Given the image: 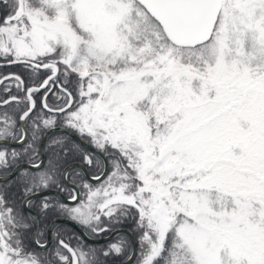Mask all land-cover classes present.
Masks as SVG:
<instances>
[{
  "label": "snow or ice",
  "instance_id": "obj_1",
  "mask_svg": "<svg viewBox=\"0 0 264 264\" xmlns=\"http://www.w3.org/2000/svg\"><path fill=\"white\" fill-rule=\"evenodd\" d=\"M0 56L50 70L41 87L57 72L76 76L62 107L44 102L52 115L35 117L24 154L35 157L41 125L59 117L112 157L103 182L70 193L75 206L46 199L42 211L97 234L108 230L102 217L132 216L137 264H264V0H0ZM38 90L26 89L21 121ZM15 125L0 114V140H26ZM8 156L21 153L0 150V167ZM58 163L54 153L45 170H23L25 194L54 183ZM27 227L0 193V264H52L27 249ZM56 238L58 264H101L99 250Z\"/></svg>",
  "mask_w": 264,
  "mask_h": 264
},
{
  "label": "flooded vegetation",
  "instance_id": "obj_2",
  "mask_svg": "<svg viewBox=\"0 0 264 264\" xmlns=\"http://www.w3.org/2000/svg\"><path fill=\"white\" fill-rule=\"evenodd\" d=\"M9 59H12V58L11 57L6 58L4 56H0V76L5 75V74H9V73L13 74V75H10L7 78L0 81V101L4 100L5 98H8V97H17L19 103L15 102V101H10V103L8 105H0V108H2V111H1L2 114L9 112L11 110L10 108H17V109L19 108L20 109V113L18 115V118L16 120V125H15L17 135L19 136V134H20L19 130L22 129L21 122L19 119L20 114L30 104V102H28L26 99V97L28 95L26 89L27 88H38L39 89L38 91H35L32 93V99L35 101V105H36L35 108L39 106V109L42 110V113H45V111L48 112V110L43 107L44 102H47L48 105L53 107V108L57 107V106L61 107L64 105L65 101L63 103H61L60 105H57V106L51 105V103H58V102L63 100L65 94L62 91V89L67 88V83H65V79L62 77L61 72H57L56 77L52 81H49L48 85L44 86L43 88L35 87V86L40 85L42 83V81L48 75H52L51 71L44 69V68H40L34 73L31 67H25L21 63H20L21 65L15 69H12V68L8 69L6 66L9 64H13V63L5 64V63H1V62L9 60ZM58 67L63 68L62 65H58ZM16 76H19L24 81L23 87H20V88L17 87L18 82L15 79ZM41 76H42V79L39 80V78ZM43 95H45L44 102H43ZM34 109H33V111H34ZM47 115H52V113L48 112ZM34 117H36V115ZM27 123L30 124L29 122H26V120H25L24 125L26 126V130H27L26 136L28 139L29 133H30V127H28ZM54 126H63L66 128L67 127L70 128L83 141H85L89 146H91L92 148L98 149L99 151H101V153L96 152L94 149H92V148L86 146L85 144L81 143L79 140H77L73 135H71L66 130H53V131L49 132L46 135L45 140H44V145H43L44 159L42 161L41 167L44 164H46L48 166L49 159L53 157L54 153L58 154V156H59V163L58 164L63 165V166H62L61 173H60V182L56 183L55 186L48 187V188H41L39 190L56 189V190L60 191L65 196V198H69V195H70V193L73 192L74 188L71 185H69L67 183V181L69 183L75 184L79 189V193H81V194L85 191V189L83 188V184L85 182L92 184L94 186H98L99 183L103 182L106 179L107 175L109 173H111V171H112V166H111L112 157L108 153H105L102 150H100L98 147H96L90 138H88L87 136H82L75 129L67 126L61 118H59V117L57 118V122L55 123ZM49 128L50 127H44L43 125H41L40 130L42 129V131H41V136H40V140L38 142V145L35 148V150H36L35 157H34V159L32 158L31 160H25L26 162L35 163V162H38L40 160L41 155H42L41 154L42 149L40 146L41 140L43 139L45 132ZM57 131H63L66 134H68L71 138L67 137V135L61 136L59 134H53ZM9 139H12V138H9ZM27 139L24 140L23 142L19 143V144L23 145V147L21 148V150H23V151L27 147L26 146ZM55 140H62L64 142L63 147L67 148L68 151L65 152V151H63V148L61 146L54 145L52 142ZM19 144H11V145H19ZM28 155H30L29 157H31L32 153L29 152ZM85 155H87L89 158L92 159V161H93L92 164H88L86 162V160L84 159ZM20 162H24V161H20ZM20 162H18V163H20ZM70 163H79L83 167L79 166V165L70 166L66 170V174H65L66 180H65L62 176V173H63V170ZM105 163L107 164V169H106L105 174L101 177L100 181L91 180L87 176V174L91 175V176H99L104 169ZM23 167L32 168L29 166H23ZM23 167H21V168H23ZM21 168H19L18 170H20ZM32 169H37V168H32ZM39 190H34V191H39ZM25 196L26 195H24L21 198V200L19 201L18 211H20V213L25 217V223L28 225V227L26 229H24V231H28V229L30 231L31 229L29 226H31L33 224L32 232L29 236V240H27V243H25L26 247L29 251H32V252L39 254L40 258L42 260H45V262H47V260H52V264H58V261H56L51 254V250H53L55 248V245L57 243V238H56L57 234H59L60 238H66V239L67 238H73V239H71L70 242L71 243L73 242L74 246L77 243L76 238H78L81 243H83V240H87L82 236V234L80 233V231L78 229H76L73 225H71L67 221L56 222L50 230V236L48 239V228H49V224L51 223V221L53 219H55V218L71 219V218L68 215L60 212L55 207L50 208L47 211H42L41 210L42 203L47 199V202H49L53 205L63 203V204H68L69 206H75L76 202H69V201L65 200V198H62L60 195H58L54 192H48V193L38 195V196H35V197H32L31 199H29L27 201V206L29 209H27L23 204V199ZM81 198H83V196H81ZM29 201L31 202L30 204L28 203ZM35 216H36V218H35ZM71 220H73V219H71ZM102 220L104 221V225L107 227L108 230L104 231L102 233H98V234L91 232L89 230V228H87L86 226H84L78 222L77 223L83 228V230L88 235H90L92 237L107 236L114 229H118V228L130 230V232L134 236L136 247H137L136 254H135V257H136L137 252H138V242L137 241H139V237H140L141 233L137 229L135 219H133L132 216H129V217H124V219H120L119 222H111V223L109 222V219L107 217H102ZM36 221L38 223V227H37V231H36V240H40L41 243H44L46 241L47 246L45 248L39 247L35 243L36 240H34V238H33V233L35 231ZM68 225H70V226H68ZM71 226H73L75 228V230H76L75 232H72V230L70 228ZM132 229L135 230L137 233H139L138 237H135ZM126 236L128 237L129 242H130V252H131V248H132L131 238L126 232H118L106 240L90 241V242H99V243L102 242L103 243V245L99 244L98 248H97V250H99L98 251L99 259L103 260V259H106L108 257V256L103 255V251H106L108 249L109 245L118 243L119 241H124L125 244H127ZM87 241H89V240H87ZM139 249H140V247H139ZM127 256L125 258H127ZM106 262H112V261H104L101 264H104Z\"/></svg>",
  "mask_w": 264,
  "mask_h": 264
},
{
  "label": "trees",
  "instance_id": "obj_3",
  "mask_svg": "<svg viewBox=\"0 0 264 264\" xmlns=\"http://www.w3.org/2000/svg\"><path fill=\"white\" fill-rule=\"evenodd\" d=\"M21 64L20 63H13V64H9L6 67L8 69H15L17 67H19ZM63 67V66H62ZM62 75V74H61ZM62 77L65 79L64 75H62ZM42 79V76L39 78V80ZM76 80V76L73 74L71 76L68 77V83H67V88L69 91H72L73 94L75 95V90L73 88V83ZM65 101V95L62 101L58 102V103H51V105H60L61 103H63ZM39 105V104H38ZM11 110L8 112L10 116H12L14 118V120L16 121L18 118V115L20 113V109L18 108H10ZM2 108H0V114H2ZM42 114V110L39 109V106L36 107L34 109V111L32 113H30V118H26V122H29L30 124L27 123L28 127H30V133H29V137L27 139V143L26 146H28L29 143L32 142V137H33V120L35 119V115H40ZM45 115L48 114V112L45 111V113H43ZM41 131L42 129L39 131L38 133V139L36 140L35 144L33 145L34 148H36V146L38 145V142L40 140V136H41ZM53 134H59L61 136H66L71 138L68 134H66L63 131H57ZM52 134V135H53ZM11 138V137H9ZM81 146V145H80ZM23 147V145L19 144V145H11V144H5V143H0V150L4 149L7 150L8 152H11L12 150H16L17 152L21 153V156L16 158L15 160H13L10 156L6 157L8 159V167H0V174H6L8 173L11 168L18 162L20 161H25V160H31L30 159V155L28 154H24V151L21 150V148ZM34 159V158H33ZM63 165L58 164L56 173L54 175V183H51L49 187L55 186L56 183L60 182V173H61V169H62ZM47 168V165L44 164L42 167H40L39 169H32V168H28V167H23L20 170L16 171L12 176H10L9 178L5 179V180H0L2 182H0V193H2L4 195V198L6 199V201L8 202V206L13 207L14 210H16L17 212L20 213V211H18L19 208V201L21 200V198L26 195L24 192V185L21 183L20 181V177H21V173L23 170H28L30 172H37V171H43ZM134 211V210H133ZM124 219V218H121ZM70 226V225H68ZM30 227V231L28 229V231H24L23 230V239H24V244L27 243V240H29V236L32 232V228H33V224ZM72 232H75V228L73 226L70 227ZM133 233L135 235V237H138L139 233H137L135 230H133ZM126 240H127V244L123 245L124 251L117 255L115 253H112L110 255H108V257L106 259H103L101 261H121L123 260L129 253H130V242L128 237L126 236ZM138 242V252L136 257L134 258L133 261L129 262L128 264H135L137 262V258L139 257L140 254V242ZM74 246V243H71ZM83 244L87 245V246H91L95 249L98 248L99 244H102V242H90L87 240H83ZM26 245V244H25ZM98 255V253H97Z\"/></svg>",
  "mask_w": 264,
  "mask_h": 264
},
{
  "label": "water",
  "instance_id": "obj_4",
  "mask_svg": "<svg viewBox=\"0 0 264 264\" xmlns=\"http://www.w3.org/2000/svg\"><path fill=\"white\" fill-rule=\"evenodd\" d=\"M10 60L11 59H9V60H6V61H2L1 63H5V64H8V63H12V62H10ZM10 75H13L12 73H9V74H5V75H2V76H0V81L1 80H3V79H5V78H7L8 76H10ZM49 76H51V75H48L45 79H47ZM44 79V80H45ZM43 80V81H44ZM43 81H42V83L40 84V85H38V86H35V87H39V88H43V87H41V85L43 84ZM44 97H45V95H43V102H44ZM11 97H8V98H5L4 100H2V101H5V100H9ZM29 106H30V104H29ZM28 106V107H29ZM27 107V108H28ZM62 107V106H61ZM27 108L25 109V110H27ZM24 110V111H25ZM23 113V112H22ZM22 113L20 114V115H22ZM20 122H21V126H22V129H24V130H26V126L24 125V121H21L20 120ZM53 130H66L67 132H69L71 135H73L77 140H79L81 143H83V144H85L86 146H88V147H90V148H92L91 146H89L85 141H83L73 130H71L70 128H66V127H63V126H52V127H50L46 132H45V135H44V137H43V139L41 140V149H42V151H41V158H40V160L38 161V162H35V163H31V162H26V161H24V162H20V163H17L12 169H11V171H9L7 174H0V180H5V179H7V178H9L10 176H12L14 173H15V171H17L19 168H21V167H23V166H29V167H31V164H37V163H41L42 161H43V159H44V155H43V145H44V140H45V137H46V135L49 133V132H51V131H53ZM27 131V130H26ZM0 143H6V144H19V143H21V141H19L18 139H6V140H0ZM92 149H94L96 152H99V153H101V151H99L98 149H96V148H92ZM73 165H79V166H82L81 164H79V163H70L64 170H63V173H62V176H63V178L66 180V176H65V174H66V170L70 167V166H73ZM83 167V166H82ZM33 168V167H32ZM106 169H107V164L105 163V165H104V169H103V171L101 172V174L99 175L100 176V178L105 174V172H106ZM87 176L91 179V180H95L94 179V177H96V176H91V175H88L87 174ZM67 183L69 184V185H71L74 189H75V191L76 192H78L79 193V189H78V187L75 185V184H72V183H69L68 181H67ZM48 192H54V193H56V194H58V195H60L62 198H65V196L60 192V191H58V190H56V189H43V190H39V191H34V192H31V193H29L28 195H26L25 197H24V199H23V204H24V206L27 208V209H29L28 208V206H27V201L29 200V199H31L32 197H35V196H38V195H42V194H45V193H48ZM65 200H67V201H69V202H74V201H71L69 198H65ZM35 218H36V216H35ZM58 221H67L68 223H70L71 225H73L76 229H78L79 231H80V233L82 234V236L85 238V239H87V240H89V241H100V240H106V239H108V238H110V237H112L114 234H116V233H118V232H126L129 236H130V238H131V242H132V248H131V252H130V254L127 256V258H125L124 260H122V261H112V262H106V263H104V264H128L129 262H131L133 259H134V257H135V254H136V250H137V247H136V243H135V239H134V236H133V234L130 232V230H128V229H123V228H118V229H114L109 235H107V236H103V237H92V236H90V235H88L84 230H83V228L77 223V222H75L74 220H71V219H67V218H55V219H53L52 221H51V223L49 224V228H48V239H49V236H50V230H51V228H52V226L56 223V222H58ZM37 227H38V223H37V221H36V226H35V231H34V233H33V238H34V240H36V231H37Z\"/></svg>",
  "mask_w": 264,
  "mask_h": 264
},
{
  "label": "rangeland",
  "instance_id": "obj_5",
  "mask_svg": "<svg viewBox=\"0 0 264 264\" xmlns=\"http://www.w3.org/2000/svg\"><path fill=\"white\" fill-rule=\"evenodd\" d=\"M8 113V112H7ZM1 150H4V149H1ZM135 264H137V263H135Z\"/></svg>",
  "mask_w": 264,
  "mask_h": 264
},
{
  "label": "bare ground",
  "instance_id": "obj_6",
  "mask_svg": "<svg viewBox=\"0 0 264 264\" xmlns=\"http://www.w3.org/2000/svg\"><path fill=\"white\" fill-rule=\"evenodd\" d=\"M0 182H2V181H0Z\"/></svg>",
  "mask_w": 264,
  "mask_h": 264
}]
</instances>
